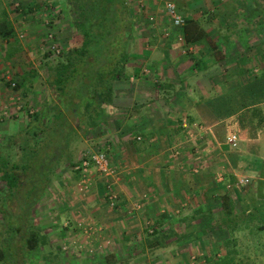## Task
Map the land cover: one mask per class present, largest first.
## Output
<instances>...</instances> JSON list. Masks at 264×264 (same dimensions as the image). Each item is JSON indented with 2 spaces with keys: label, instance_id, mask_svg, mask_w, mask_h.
<instances>
[{
  "label": "rangeland",
  "instance_id": "rangeland-1",
  "mask_svg": "<svg viewBox=\"0 0 264 264\" xmlns=\"http://www.w3.org/2000/svg\"><path fill=\"white\" fill-rule=\"evenodd\" d=\"M16 1H0V12L4 10L7 13L18 37L13 48L15 55L11 59L7 58V45L0 40V137L13 135L22 129L27 119L26 111L29 114L38 112L49 97L45 83L46 66L53 63L56 57L47 55L49 44L46 32L50 31L58 39L60 51L69 46L71 36L62 0H42L44 8L39 4L35 7L40 0H20L19 4L23 7L18 9L14 6ZM136 2L147 5V8L143 14L145 23L135 29L130 49L138 55L143 51L150 53L149 60L141 67L146 77L139 75L138 78L123 80L114 85V90L116 106L140 112L142 109L145 113L144 122L149 128L148 134L144 132L142 143L149 147L150 154L141 158V120L128 128L125 126L124 134L122 129L110 128L90 141L84 139L78 146L75 152L77 161L83 155L101 151L107 156L115 172V178L108 182L112 184V193L117 198L116 210L107 202L105 179L94 169L86 177L84 186L68 168L57 173L39 203L37 217L51 244L61 248L66 257H74V261L90 257L93 264H102L101 258L108 254L121 258V250L126 243L131 256L134 252L131 247L145 239L146 228L154 226L160 216L169 214L171 218V222L164 225L166 229L169 224H175L199 206L216 199L213 191L218 189L216 185L222 184L217 183L221 178L217 174L222 173V167H225L223 158H219L216 151L204 152L207 146L210 149L213 147L203 135L201 125L196 124L194 131L187 136L183 131L176 133L177 122L181 119L186 125L189 121L186 99L190 95L193 99L202 95L212 97L218 93L214 88L218 84L227 93L231 88L227 86L230 82L239 79L244 83L253 82L264 68V0ZM176 3L190 6L195 15L205 18V28L214 38L222 34L233 37L225 62L207 69L203 66L205 69L197 75L186 76L185 82L183 78L191 65L189 52L192 49L185 50L177 36L168 34L169 31L170 34L177 32V29L171 23L166 7H176ZM55 5L57 7L49 13ZM24 7L25 12L21 11ZM33 8L34 12H27ZM243 41L252 45L251 50H236L235 45L240 48ZM165 47L169 50L167 58L162 53ZM244 59L248 62L245 63ZM147 66L155 69L159 78H166L172 88L158 90V86H154L156 79ZM133 68L135 64L131 62L125 74L132 76ZM241 68L251 69L256 77L240 75L238 78ZM24 77L29 78L26 88L13 91V83ZM231 86L233 89L237 87L236 84ZM233 89L231 93H234ZM167 120L173 122V128L167 126ZM138 124L140 128L136 131L134 126ZM195 170L197 173H194ZM251 186L254 184L249 181L243 191L247 193ZM196 188L202 190L196 191ZM228 240L226 232L216 231L203 245L192 242L190 246L139 256L121 264H209L205 257H223ZM231 249L239 252L235 256L237 264H264V232L238 234L236 248Z\"/></svg>",
  "mask_w": 264,
  "mask_h": 264
},
{
  "label": "trees",
  "instance_id": "trees-1",
  "mask_svg": "<svg viewBox=\"0 0 264 264\" xmlns=\"http://www.w3.org/2000/svg\"><path fill=\"white\" fill-rule=\"evenodd\" d=\"M41 2H37L35 7L38 4L42 7ZM64 5L71 36L66 49L60 51L57 46L59 54L48 46V57H56L46 66L45 83L49 97L38 112L29 114L26 111L27 119L22 129L13 135L0 137V264H91L90 257L74 261V257H66L61 248L51 244L37 217L39 203L61 169L72 170L76 178L82 180V169L76 171V168L81 166L85 155L77 161L75 152L84 139L90 141L110 128L122 129L124 134L125 126L128 128L140 120L142 136L149 128L144 122L142 109L140 112L116 106L114 90V85L123 80L138 78L139 75L146 77L141 67L149 60L150 53L143 51L138 55L130 48L135 29L145 23L143 14L147 5L136 0H64ZM56 7H51L49 13ZM21 11L25 12V7ZM27 12H34V8ZM175 14L183 19V26L168 34L181 39L185 50H193L184 82L186 76L193 77L204 67L207 69L225 62L229 52L223 50L219 53L218 49L220 45L223 48L229 46L228 35L217 39L211 36L205 28V18L195 15L188 5L176 3ZM17 38L7 13L1 10L0 40L9 49L8 59L15 55L13 48L17 45ZM57 41L55 38L56 45ZM165 56L167 58L168 53ZM131 62L135 64L132 76L125 74ZM147 69L156 79L154 86H158V90L172 88L166 78L158 77L155 69L149 66ZM238 73V78L240 75L256 77L251 69L241 68ZM28 81L29 78L24 77L13 83V91L26 88ZM238 83L239 87L257 83L255 88H246L245 92L249 95L260 93L264 86V68L255 81L244 83L239 79ZM230 87L227 93L216 89L218 95H232L233 86ZM219 107L224 106L221 104ZM165 123L167 126L173 124L170 120ZM182 124L179 119L176 133L185 131ZM139 126H134L136 131ZM141 144L143 150L149 149ZM261 177L264 178L263 172ZM215 188H218L213 191L216 199L199 206L175 224H169L168 228L164 229V225L171 222L169 214L160 216L154 226L146 228L145 239L131 247L134 251L131 256L126 243L122 247L121 258L108 254L100 261L102 264L128 263L139 256H150L176 247L193 243L203 245L210 234L223 231L229 238L224 245L225 255L212 259L205 257V260L209 264H237L235 256L239 252L231 249L236 248V236L243 232H264V184L258 187V197L253 188L247 193L240 189L232 176L224 177L222 184ZM117 207L115 205L113 210Z\"/></svg>",
  "mask_w": 264,
  "mask_h": 264
},
{
  "label": "crops",
  "instance_id": "crops-1",
  "mask_svg": "<svg viewBox=\"0 0 264 264\" xmlns=\"http://www.w3.org/2000/svg\"><path fill=\"white\" fill-rule=\"evenodd\" d=\"M225 36L222 34L219 38ZM232 39L233 37L230 35L229 41ZM245 43L246 41L241 42L240 48L235 45L236 50H251L252 45ZM229 46L223 48V45H220L218 52H223V50L230 52L231 48ZM162 53L165 55L169 53L167 47L164 48ZM192 53L193 50H190L189 54L192 55ZM233 84H236V88L238 89L236 90L235 88L232 95H218L219 93H217V96H214V98L210 97V95H202L195 99L190 95L186 99L189 104L186 111L190 118L186 122V125L182 124V127L188 136L194 131L193 127L196 124L201 125L204 129L203 133H205L203 135L206 136L205 138L208 143L213 147V149H210L207 146L204 152L210 153L211 151H216L218 157L223 158L222 163L225 164V167H222L223 172L220 173V171L217 177L220 176L223 179L226 176H232L236 180L237 185L239 181L244 179H247L248 182L252 181L254 186L250 188H253V192L256 195L259 185L264 184V178L261 177V173H264V86L261 88L260 93L249 95L245 92L246 88H255V84L257 83L251 84L249 87H239L238 81H235L234 83L230 82L227 86ZM220 85L218 84L214 88L222 90L223 86ZM221 104L224 107H219ZM146 126L147 128L149 127L148 125ZM162 133L165 134L163 130ZM231 135L237 137L235 147L227 145V138ZM143 138L144 136L141 142ZM148 154H150L149 149L148 151L146 149L141 150V158H145ZM212 183L214 186L215 178ZM246 186L238 185L242 190H245ZM196 189V191L202 190V188ZM257 197L253 198L259 201Z\"/></svg>",
  "mask_w": 264,
  "mask_h": 264
},
{
  "label": "built area",
  "instance_id": "built-area-1",
  "mask_svg": "<svg viewBox=\"0 0 264 264\" xmlns=\"http://www.w3.org/2000/svg\"><path fill=\"white\" fill-rule=\"evenodd\" d=\"M0 1H2V0H0ZM19 2H20V0H17L16 3L14 4V6L17 9L20 7H23V6H20ZM167 12H168L169 16L171 17L173 26L176 29H180L183 26L184 22L180 16H177L175 14V7L173 5H168L167 6ZM46 40L49 44L48 46L51 49V51H54L55 54H59L60 51L57 48V45L55 43V37L53 34L50 33V31L46 32ZM179 41L181 42V39ZM199 130L202 131L203 129L200 127ZM236 144H237V137L235 135H231L227 138V145L235 147ZM176 154H177V152L175 153V155ZM89 160H91V163H89ZM81 169H82V171H81L82 180L80 181V184L83 186L86 183V181H85L86 177L91 175V169H94L98 173L99 176H101L105 179L106 182H104V183H106V185H105L106 199H107V202L109 203L110 207L114 208L115 204L117 203L116 202L117 198L112 193V190H111L112 184L110 182H108V180L109 179L113 180L115 178L114 177L115 172L111 168L107 156L104 153L90 154L89 156H85V160L83 161V163L81 164L80 167L76 168V171H80ZM194 173H197V171L195 170ZM217 182L222 183L223 179L218 178ZM247 184H248L247 179H244V180H241L238 182V185H240V186H245Z\"/></svg>",
  "mask_w": 264,
  "mask_h": 264
},
{
  "label": "flooded vegetation",
  "instance_id": "flooded-vegetation-1",
  "mask_svg": "<svg viewBox=\"0 0 264 264\" xmlns=\"http://www.w3.org/2000/svg\"><path fill=\"white\" fill-rule=\"evenodd\" d=\"M62 4L64 5V0H62ZM66 10V9H65ZM67 14V13H66ZM68 16V15H67Z\"/></svg>",
  "mask_w": 264,
  "mask_h": 264
}]
</instances>
